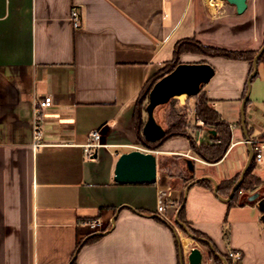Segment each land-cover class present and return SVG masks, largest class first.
<instances>
[{"label":"crops","instance_id":"crops-1","mask_svg":"<svg viewBox=\"0 0 264 264\" xmlns=\"http://www.w3.org/2000/svg\"><path fill=\"white\" fill-rule=\"evenodd\" d=\"M185 39L261 49L264 0H248L243 13L227 0H0V264H190L194 247L201 264H221L216 253L231 250L242 258L222 264H264V200L231 204L215 191L240 178L249 140L264 139V78H255L264 61L253 77L249 60L181 55L216 69L202 90L232 128L220 161L196 156L186 136L158 149L140 141L138 97ZM48 95L54 102L40 117L37 142L36 101ZM95 129L101 145L88 156ZM192 134L199 144L219 143L201 123ZM137 148L158 151L157 181L117 182L119 156ZM253 173L264 182V156ZM256 191L264 194V184Z\"/></svg>","mask_w":264,"mask_h":264},{"label":"trees","instance_id":"trees-1","mask_svg":"<svg viewBox=\"0 0 264 264\" xmlns=\"http://www.w3.org/2000/svg\"><path fill=\"white\" fill-rule=\"evenodd\" d=\"M192 51L196 53H203L210 56H219L228 59H241V60H249L254 62L255 57L259 53L260 49L258 50H233L224 47L218 46H209L205 45L202 42L196 39H185L177 42L175 49H174V57L166 62V65L160 69L157 73L152 75L146 84L144 85L140 96L138 97L136 110H135V119L137 124V129L140 137V141L143 146L149 149H158L160 146L164 144L166 140L175 136H186L189 138L192 146V151L194 154L208 162H217L220 161L230 148L232 144V128L230 123L223 118L222 114L214 107L212 101L208 98L205 91L201 90L200 93L193 95L198 96V100L195 104V115L199 120L203 121V126L211 128L216 131V139L219 143L215 144H199L196 141V137L194 134L186 131L184 127L188 126L187 121L183 119H178L170 125L166 133L163 137H161L157 141H150L148 140L143 132L144 125L147 119V104L149 101L150 91L153 88L154 84L161 79L163 76L171 72L179 63L182 61L180 60L181 55L183 52ZM262 52L258 58V65L262 62ZM254 70V67L252 68ZM257 72L253 75L255 77ZM165 104L159 105L156 108V111L159 107ZM196 127H194L195 129ZM192 164H194L192 160ZM256 164V157H254L251 161L250 167L246 173L244 180L241 182L239 188L237 189L234 196L230 199V203H240L245 204L246 202H251L248 200L243 201L245 194H252L258 188H260L264 182L260 177L253 173L254 167ZM172 176L174 174L172 173ZM193 177V175H192ZM239 176H236L232 179L225 180L220 184L219 190L221 194L224 196H230L232 193L233 187L238 181ZM200 183L206 184L208 183L207 179L200 180ZM243 191V193H241ZM180 219L185 221L184 217V209L182 208L180 211ZM190 231L197 237H204L202 232L191 228ZM101 234H94L90 238L86 240V243L92 242L97 240ZM226 236H228V231L226 230ZM83 243H79L78 248ZM217 260L222 264L223 259H227L228 263L231 261L230 256L224 257L223 255L216 253ZM75 264V261L73 262Z\"/></svg>","mask_w":264,"mask_h":264},{"label":"water","instance_id":"water-1","mask_svg":"<svg viewBox=\"0 0 264 264\" xmlns=\"http://www.w3.org/2000/svg\"><path fill=\"white\" fill-rule=\"evenodd\" d=\"M227 1L235 4L239 13H243L248 7V0ZM262 52H264V45L254 59V71L252 76L258 71V58ZM215 74L216 69L209 62L182 61L171 72L159 79L154 84L149 95V101L146 108L147 119L143 129L145 137L150 141H157L166 133L165 127L158 121L156 116V108L159 105L168 103L172 98L178 95L188 94L189 96H193L200 93L202 90V86L205 83L210 82ZM249 85L251 86V80L249 81ZM213 132L216 133L215 130H213ZM253 156L254 153L252 152L245 168L242 171L240 178L233 187L232 193L227 197L228 200H230L234 196L241 182L244 180ZM157 175L158 155L155 151H145L138 148L133 149L122 153L116 163L115 180L117 182L154 183L157 181ZM218 190L219 186L218 184H216L215 191L218 193ZM260 196L261 191H255L252 194H245L243 201H254ZM178 222L184 225V223L179 219ZM186 229L192 237L201 239L200 237L195 236L191 231H189L188 227H186ZM189 261L190 264L202 263V251L200 248L194 247L191 250L189 254Z\"/></svg>","mask_w":264,"mask_h":264},{"label":"built area","instance_id":"built-area-1","mask_svg":"<svg viewBox=\"0 0 264 264\" xmlns=\"http://www.w3.org/2000/svg\"><path fill=\"white\" fill-rule=\"evenodd\" d=\"M72 21L74 24L75 28H80L83 25V20H82V15L79 11V9L76 7L73 8L72 10ZM54 100L52 96H46L42 99H38L36 101V141L39 142L42 138V132H41V126H42V121L40 119L41 115L44 113V111L52 106ZM201 121V120H200ZM203 122V121H201ZM101 138H102V133L100 129H95L90 133V138L88 143L86 144L85 150L86 154L88 156H93L97 148L101 145ZM252 151L255 154L256 160H262L264 156V139H252L249 140ZM155 151V150H152ZM155 152H158L157 150ZM243 193V191H241ZM166 210V204L164 201H161L159 206H158V211L164 215ZM89 225L92 227H97L100 222L97 219H93L87 222ZM229 256L234 259V260H240L243 256V253L240 250H231L229 252Z\"/></svg>","mask_w":264,"mask_h":264},{"label":"rangeland","instance_id":"rangeland-1","mask_svg":"<svg viewBox=\"0 0 264 264\" xmlns=\"http://www.w3.org/2000/svg\"><path fill=\"white\" fill-rule=\"evenodd\" d=\"M199 55L202 60L207 59L210 56L203 53H199ZM262 57V61H264V54L262 55ZM259 77L264 78V64H260L259 73L255 78L259 79ZM197 100L198 96H189L188 94H185V96L178 95L172 98L168 103L157 109L156 116L158 118V121L167 130V128L172 125L173 122L181 118L183 120H186L188 123V126L184 127L186 131L188 130V132L192 133L194 127H196V123H201L202 125H204L203 122H201L202 120L200 121L195 115V104ZM162 110H165L164 118L160 116ZM259 199L264 200V194H262Z\"/></svg>","mask_w":264,"mask_h":264},{"label":"bare ground","instance_id":"bare-ground-1","mask_svg":"<svg viewBox=\"0 0 264 264\" xmlns=\"http://www.w3.org/2000/svg\"><path fill=\"white\" fill-rule=\"evenodd\" d=\"M210 1V0H209ZM212 4V3H211ZM180 96H185V94H182V95H180Z\"/></svg>","mask_w":264,"mask_h":264}]
</instances>
